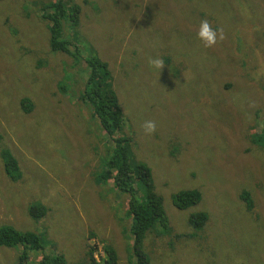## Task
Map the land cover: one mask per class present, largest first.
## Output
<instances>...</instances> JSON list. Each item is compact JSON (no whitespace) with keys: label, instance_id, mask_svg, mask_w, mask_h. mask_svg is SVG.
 <instances>
[{"label":"rangeland","instance_id":"1","mask_svg":"<svg viewBox=\"0 0 264 264\" xmlns=\"http://www.w3.org/2000/svg\"><path fill=\"white\" fill-rule=\"evenodd\" d=\"M50 1H0V225L47 242L25 264L55 253L87 263L89 246L103 264L109 244L129 264V195L112 186L110 142L80 98L91 53L108 65L132 158L150 168L171 227L146 235L149 264H264V0H62L59 39L75 53L52 51L43 17L52 10H41ZM202 19L224 32L213 48L196 38ZM156 57L160 73L148 64ZM145 120L156 123L152 136ZM180 189H198L200 202L175 208ZM31 205L46 211L31 216ZM197 210L209 219L194 230L187 218ZM20 251L0 246V264H16Z\"/></svg>","mask_w":264,"mask_h":264},{"label":"trees","instance_id":"2","mask_svg":"<svg viewBox=\"0 0 264 264\" xmlns=\"http://www.w3.org/2000/svg\"><path fill=\"white\" fill-rule=\"evenodd\" d=\"M47 9H51L52 12L43 14V17L50 22L52 51L75 53L72 40L67 41L62 35L59 39L62 28L61 21L65 16L64 3L62 0L50 1L42 5V11ZM69 26L73 27V25ZM84 63L88 69V77L80 98L90 104L92 114L98 118L101 129L110 142L111 153L108 165L113 169L112 186L129 195L127 215L130 220L129 232L133 247L128 262L129 264H149L152 257L149 250L144 247L146 235L150 232L169 233L171 230L162 197L154 191L152 174L147 164L132 158L130 145L133 143V138L122 132L124 115L112 85L113 79L107 63L95 53H91ZM23 104L25 109L29 108L27 100H23ZM1 155L7 175L11 178L16 177L18 166L14 157L7 150H3ZM201 197V191L198 189H180L172 194V203L177 209H186L198 204ZM239 199L244 202L247 210L254 207V201L248 190H242L239 193ZM45 211L46 209L42 205L29 207V214L34 217L43 215ZM208 219L207 212L197 210L188 215L187 221L194 230H199L203 228ZM192 235L193 233H189L190 237ZM183 236V234H176L178 238ZM0 246H21L16 264H25L28 259V251L43 249L47 246V242L32 231L19 230L12 225L1 224ZM102 249L105 254L103 264H119L118 254L112 245H105ZM86 261L87 263L77 262L75 264H100L94 257L91 246L88 247ZM51 263L64 264V258L59 253L44 255L39 264Z\"/></svg>","mask_w":264,"mask_h":264},{"label":"clouds","instance_id":"3","mask_svg":"<svg viewBox=\"0 0 264 264\" xmlns=\"http://www.w3.org/2000/svg\"><path fill=\"white\" fill-rule=\"evenodd\" d=\"M196 38L207 49L213 48L223 41L225 35L222 29L214 28L207 19H202L196 33ZM148 64L152 69L160 73L165 65V61L161 57L149 58ZM141 129L146 136H152L156 132V123L153 120H145L141 125Z\"/></svg>","mask_w":264,"mask_h":264}]
</instances>
